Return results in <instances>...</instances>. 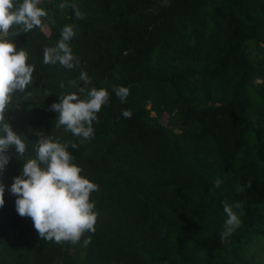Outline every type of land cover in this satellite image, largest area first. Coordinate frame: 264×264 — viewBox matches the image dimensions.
Wrapping results in <instances>:
<instances>
[{
    "label": "trees",
    "instance_id": "16d2710c",
    "mask_svg": "<svg viewBox=\"0 0 264 264\" xmlns=\"http://www.w3.org/2000/svg\"><path fill=\"white\" fill-rule=\"evenodd\" d=\"M38 6L47 12L41 26L9 37L34 71L6 113L27 147L23 156L8 153L0 175V264H264V0H40ZM66 25L75 33L68 43L78 64H45L44 49L57 44ZM82 71L109 93L94 136L83 142L56 128L58 113L51 110L59 96L83 98ZM116 86L129 90L126 102ZM125 109L131 118L122 116ZM40 131L75 143L67 149L72 163L97 185L90 195L95 232L76 244L43 240L31 218L15 210L9 189L35 158ZM224 202L242 206L233 208L241 225L222 241Z\"/></svg>",
    "mask_w": 264,
    "mask_h": 264
},
{
    "label": "clouds",
    "instance_id": "9594fccd",
    "mask_svg": "<svg viewBox=\"0 0 264 264\" xmlns=\"http://www.w3.org/2000/svg\"><path fill=\"white\" fill-rule=\"evenodd\" d=\"M40 0H0V175L10 162L9 152L23 156L26 143L6 122V113L16 92H24L32 83L34 66L27 63L28 54L24 48L17 49L10 36L16 37L21 33L27 34L41 26L42 18L47 12L39 7ZM61 9L69 7L60 4ZM75 16L84 19V14L74 5ZM17 29L11 31L12 29ZM75 35L73 27L66 25L61 30V39L53 47L44 49L43 62L55 64L59 62L66 68H73L78 60L72 54L69 41ZM79 80L85 87L79 88L77 93L62 95L59 103H53L51 110L58 113L55 127L63 126L74 136L81 138V142L94 136L93 122H99L97 113L102 106L109 103V93L106 89L90 90L87 88L89 77L81 72ZM73 86L77 81L69 82ZM63 87V84H61ZM121 102H126L129 90L123 86L113 88ZM50 95V94H49ZM48 95V96H49ZM122 116L131 118V112L122 111ZM39 139L35 141V158L23 164L21 174L14 177L9 191L15 199V210L20 217H29L35 230L43 240L56 243L71 242L76 244L85 232H95L97 213L93 211L94 204L90 202V195L98 190L97 185L83 177L81 168L72 163L74 157L67 150L69 143L54 141L37 132ZM76 148L75 143H71ZM219 187L221 181H214ZM251 186V182H248ZM5 185L0 182V207L5 204ZM240 203L230 205L223 203L226 221L221 233L222 241L241 225V219L233 208H241ZM84 246L91 243V238L83 241Z\"/></svg>",
    "mask_w": 264,
    "mask_h": 264
},
{
    "label": "rangeland",
    "instance_id": "374dc122",
    "mask_svg": "<svg viewBox=\"0 0 264 264\" xmlns=\"http://www.w3.org/2000/svg\"><path fill=\"white\" fill-rule=\"evenodd\" d=\"M263 50H264V48H263ZM259 57H263V59H264V51H262V53L260 54V56ZM258 82H260V81H258ZM257 82V83H258ZM94 86H93V84H92V82H89V84L87 85V88L90 90L91 88H93ZM154 115V114H153Z\"/></svg>",
    "mask_w": 264,
    "mask_h": 264
}]
</instances>
